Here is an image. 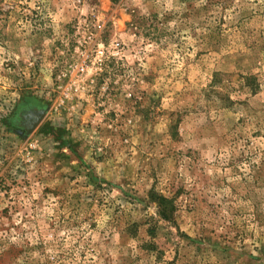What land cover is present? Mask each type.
<instances>
[{
  "label": "rangeland",
  "instance_id": "obj_1",
  "mask_svg": "<svg viewBox=\"0 0 264 264\" xmlns=\"http://www.w3.org/2000/svg\"><path fill=\"white\" fill-rule=\"evenodd\" d=\"M0 264H264V0H0Z\"/></svg>",
  "mask_w": 264,
  "mask_h": 264
},
{
  "label": "trees",
  "instance_id": "obj_2",
  "mask_svg": "<svg viewBox=\"0 0 264 264\" xmlns=\"http://www.w3.org/2000/svg\"><path fill=\"white\" fill-rule=\"evenodd\" d=\"M159 201H160V205H162V216L164 218L169 217L166 214V211H167L166 210L167 209V199L165 197H163V196H160Z\"/></svg>",
  "mask_w": 264,
  "mask_h": 264
},
{
  "label": "bare ground",
  "instance_id": "obj_3",
  "mask_svg": "<svg viewBox=\"0 0 264 264\" xmlns=\"http://www.w3.org/2000/svg\"><path fill=\"white\" fill-rule=\"evenodd\" d=\"M37 121H38V120L33 121V122L30 124V126H34V124H35Z\"/></svg>",
  "mask_w": 264,
  "mask_h": 264
},
{
  "label": "water",
  "instance_id": "obj_4",
  "mask_svg": "<svg viewBox=\"0 0 264 264\" xmlns=\"http://www.w3.org/2000/svg\"><path fill=\"white\" fill-rule=\"evenodd\" d=\"M38 123V121L34 124V126ZM34 126H30L31 128H34Z\"/></svg>",
  "mask_w": 264,
  "mask_h": 264
}]
</instances>
